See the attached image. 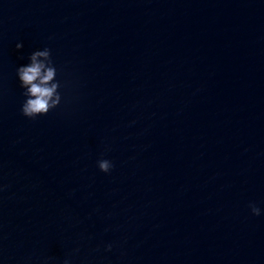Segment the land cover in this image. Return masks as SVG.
<instances>
[{"label":"water","instance_id":"1","mask_svg":"<svg viewBox=\"0 0 264 264\" xmlns=\"http://www.w3.org/2000/svg\"><path fill=\"white\" fill-rule=\"evenodd\" d=\"M0 264H185L51 0H0Z\"/></svg>","mask_w":264,"mask_h":264}]
</instances>
